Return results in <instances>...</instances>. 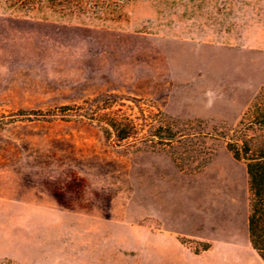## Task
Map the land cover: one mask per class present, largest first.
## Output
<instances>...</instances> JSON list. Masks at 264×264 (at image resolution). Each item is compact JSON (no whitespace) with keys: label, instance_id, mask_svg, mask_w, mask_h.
<instances>
[{"label":"rangeland","instance_id":"374dc122","mask_svg":"<svg viewBox=\"0 0 264 264\" xmlns=\"http://www.w3.org/2000/svg\"><path fill=\"white\" fill-rule=\"evenodd\" d=\"M263 84L264 0H0V264H264L227 148Z\"/></svg>","mask_w":264,"mask_h":264},{"label":"trees","instance_id":"16d2710c","mask_svg":"<svg viewBox=\"0 0 264 264\" xmlns=\"http://www.w3.org/2000/svg\"><path fill=\"white\" fill-rule=\"evenodd\" d=\"M97 96L94 99H99ZM102 98V97H101ZM91 102V99L83 101L77 105H65L60 107L62 111L73 112L78 119L95 123L102 129L105 137L112 133L117 141H125L131 138L137 129V125L130 120H117L115 118L102 119L95 117V115L80 112L83 110L82 106ZM107 110V107L102 108ZM33 116H41L39 111H33ZM28 114L25 111H18L11 115H4L0 113V131L8 124L15 122L20 117H25ZM246 117H251V127L259 130L260 134L256 141L255 138L245 139L244 141L229 142L227 144L228 150L236 160H243L245 162L246 173L248 176V186L250 193L249 212L247 216V231L251 248L256 252L258 257L264 263V84L260 88L255 100L247 110ZM161 130V127H158ZM165 137H161L159 131L154 130L153 137L160 138L163 141L169 142L173 138L170 129H166ZM206 246L203 250H207Z\"/></svg>","mask_w":264,"mask_h":264}]
</instances>
